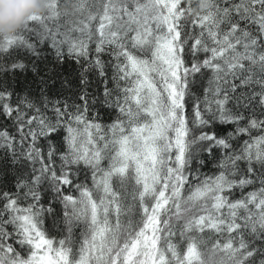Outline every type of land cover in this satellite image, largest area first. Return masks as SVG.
<instances>
[{
    "label": "snow or ice",
    "instance_id": "obj_1",
    "mask_svg": "<svg viewBox=\"0 0 264 264\" xmlns=\"http://www.w3.org/2000/svg\"><path fill=\"white\" fill-rule=\"evenodd\" d=\"M9 166L0 264H264V0H44L0 34Z\"/></svg>",
    "mask_w": 264,
    "mask_h": 264
},
{
    "label": "clouds",
    "instance_id": "obj_2",
    "mask_svg": "<svg viewBox=\"0 0 264 264\" xmlns=\"http://www.w3.org/2000/svg\"><path fill=\"white\" fill-rule=\"evenodd\" d=\"M44 0H0V34L20 28L29 15L43 11Z\"/></svg>",
    "mask_w": 264,
    "mask_h": 264
},
{
    "label": "trees",
    "instance_id": "obj_3",
    "mask_svg": "<svg viewBox=\"0 0 264 264\" xmlns=\"http://www.w3.org/2000/svg\"><path fill=\"white\" fill-rule=\"evenodd\" d=\"M211 168H206L205 171L207 172ZM14 170L11 166L6 172L0 173V184L7 185L9 183H14ZM47 205H45L46 207ZM45 228L48 230L50 235L53 239H60L62 238V220L60 217H52L48 216L45 223ZM77 236L80 235L79 232L76 233Z\"/></svg>",
    "mask_w": 264,
    "mask_h": 264
}]
</instances>
